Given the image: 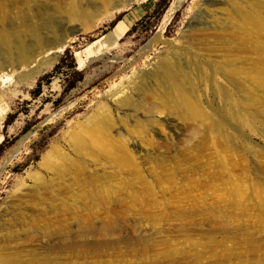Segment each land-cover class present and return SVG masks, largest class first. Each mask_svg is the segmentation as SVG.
Instances as JSON below:
<instances>
[{
  "label": "rangeland",
  "instance_id": "1",
  "mask_svg": "<svg viewBox=\"0 0 264 264\" xmlns=\"http://www.w3.org/2000/svg\"><path fill=\"white\" fill-rule=\"evenodd\" d=\"M68 1L0 0V26L23 14L75 37L32 85L17 80L28 66L9 72L0 264H264V0H185L173 12L172 0H136L87 30L66 19ZM141 5L148 11L119 45L80 65L77 50ZM163 56L181 58L193 118L104 98L124 79V96L140 100Z\"/></svg>",
  "mask_w": 264,
  "mask_h": 264
},
{
  "label": "bare ground",
  "instance_id": "2",
  "mask_svg": "<svg viewBox=\"0 0 264 264\" xmlns=\"http://www.w3.org/2000/svg\"><path fill=\"white\" fill-rule=\"evenodd\" d=\"M133 1L136 0H117L115 5L108 10L106 7L108 4L107 0L101 4L97 3L92 9L81 8L75 0H70L64 6H60V9L66 14L65 17L68 21L79 22L83 30H87L100 22L111 19L115 13L128 8ZM184 1L172 0L168 11L173 12ZM28 14L31 15L32 13L28 12ZM23 16L21 14L19 16L20 20L11 27L7 28L4 23H1L0 26V44L2 47L0 55L3 58V62H0V121L7 112V100L10 96L7 98L6 93L12 88L11 85V87L7 85V82L11 80L9 72H14L16 67L28 66L27 71L20 72L17 75V80L23 78L25 85L30 86L40 74L50 69L56 63L63 50L75 39L74 36L70 35L73 32L68 33L67 29L50 27L47 31H42L32 23H25ZM135 20L136 16L133 12H126L111 32L92 41L84 49L77 50L75 55L80 65H84L87 58L100 55L102 52L119 45V38ZM166 20L168 19L166 18ZM152 45V40H150L145 45V48L148 49ZM3 68H6V70ZM151 75L153 76V81L149 85L142 83V81L140 82L142 83L138 88L141 93L140 100H129L127 96H124L129 91V88H131L129 84L124 85V79L111 84L106 89L105 95L103 94L104 98H110L114 101L118 99L117 102L120 105L127 102L133 106L134 110H143V112L148 114L172 108V110H175V113L184 118H193L192 116L195 114L196 107L183 81L185 70L181 66L180 56L174 58V61L167 56L161 57L155 69L151 71ZM186 114H192V116ZM99 120L101 121L100 118ZM154 130H157L156 127ZM119 146L122 150L121 160H130L132 158L131 152L126 149L124 144H119ZM54 149L55 146L51 145L49 151L52 152ZM45 159L46 156H44L43 160ZM43 160L41 164L44 163Z\"/></svg>",
  "mask_w": 264,
  "mask_h": 264
},
{
  "label": "trees",
  "instance_id": "3",
  "mask_svg": "<svg viewBox=\"0 0 264 264\" xmlns=\"http://www.w3.org/2000/svg\"><path fill=\"white\" fill-rule=\"evenodd\" d=\"M161 8L163 7L162 6V3L159 5ZM142 20V18H140L139 20H138V22H140ZM115 23V21L114 22H112L111 23V25H113ZM135 27V25L133 26V28ZM69 49L67 48L66 49V51H68ZM62 61H63V59H62ZM59 68H61V61L59 62V63H57L56 65H55V67H54V72L56 71V70H58ZM53 71H51V72H47L44 76H42V77H40V79L38 80V83H37V86L34 88V90H32V95L33 96H37V95H39V93H40V90H41V87H42V80L44 79V78H48V77H50L51 75H52V72ZM78 72V74H79V77L77 78V79H75V80H73V81H71V82H69V84L66 86V90H70V89H72V88H74L75 86H76V84H77V81L78 80H80V79H82V77H83V73H82V71H77ZM15 115V113H10L9 114V118L7 119L8 121H7V123H9L10 121H11V118L13 117ZM10 120V121H9ZM4 140H6V139H4Z\"/></svg>",
  "mask_w": 264,
  "mask_h": 264
},
{
  "label": "crops",
  "instance_id": "4",
  "mask_svg": "<svg viewBox=\"0 0 264 264\" xmlns=\"http://www.w3.org/2000/svg\"><path fill=\"white\" fill-rule=\"evenodd\" d=\"M145 6L146 5H141V6L135 7L134 9L130 10L136 16V20L140 19L148 11V9H146Z\"/></svg>",
  "mask_w": 264,
  "mask_h": 264
},
{
  "label": "water",
  "instance_id": "5",
  "mask_svg": "<svg viewBox=\"0 0 264 264\" xmlns=\"http://www.w3.org/2000/svg\"><path fill=\"white\" fill-rule=\"evenodd\" d=\"M70 35H71V36H74V33H71Z\"/></svg>",
  "mask_w": 264,
  "mask_h": 264
}]
</instances>
